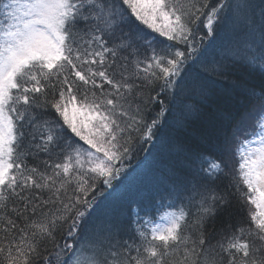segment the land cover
I'll return each instance as SVG.
<instances>
[{"label": "snow or ice", "instance_id": "1", "mask_svg": "<svg viewBox=\"0 0 264 264\" xmlns=\"http://www.w3.org/2000/svg\"><path fill=\"white\" fill-rule=\"evenodd\" d=\"M240 69L169 210L108 209L166 114ZM0 264H264V0H0Z\"/></svg>", "mask_w": 264, "mask_h": 264}, {"label": "trees", "instance_id": "2", "mask_svg": "<svg viewBox=\"0 0 264 264\" xmlns=\"http://www.w3.org/2000/svg\"><path fill=\"white\" fill-rule=\"evenodd\" d=\"M216 43L213 46L220 47V42ZM241 73L247 75L246 70L240 69L230 79L217 77L214 82L208 83L214 92L213 98L207 102L199 98L189 101L199 111L188 116L183 127L178 122L179 112L166 114L167 120L160 125L156 139L144 144L142 150L137 148L132 158L125 162L129 173L127 183L132 186L125 185L124 193L130 192L132 196L123 194L122 197L124 202L127 200L129 210L135 209L129 218L135 219L137 212L141 217L147 214L155 218L159 213L169 210V203L175 200L171 193L178 186V178L189 149L199 148L212 152L215 138L228 126L227 114L241 107L243 96L232 83ZM247 79L257 87L260 84L258 73ZM210 108L211 124L208 119Z\"/></svg>", "mask_w": 264, "mask_h": 264}, {"label": "rangeland", "instance_id": "3", "mask_svg": "<svg viewBox=\"0 0 264 264\" xmlns=\"http://www.w3.org/2000/svg\"><path fill=\"white\" fill-rule=\"evenodd\" d=\"M204 44L207 46L208 41L205 40ZM217 45V43L215 44ZM129 173L128 170H126L120 177H118L116 180L113 181V187L108 188L107 186H104L101 191L103 193V196L100 198L104 205L110 210H115L117 213L122 214V216L126 219L129 218L130 213L134 212L135 209H128V206L126 205V201L124 202L123 194L132 196V193H124L125 185H127V177ZM126 179V180H125ZM127 187V186H126ZM134 214V213H133Z\"/></svg>", "mask_w": 264, "mask_h": 264}, {"label": "bare ground", "instance_id": "4", "mask_svg": "<svg viewBox=\"0 0 264 264\" xmlns=\"http://www.w3.org/2000/svg\"><path fill=\"white\" fill-rule=\"evenodd\" d=\"M219 49H220V47H216V48H215V46H212L211 49H208L209 57L211 58L212 56H218V55H219ZM216 79H217V78H215L214 80H209L207 83L214 82ZM127 186L131 187L132 184L129 183V184H127ZM121 190H124V189H121ZM133 191H134V189H133ZM102 196H103V195H102ZM102 196H101V197H102ZM101 197H100V198H101ZM105 206H106V205H105Z\"/></svg>", "mask_w": 264, "mask_h": 264}]
</instances>
